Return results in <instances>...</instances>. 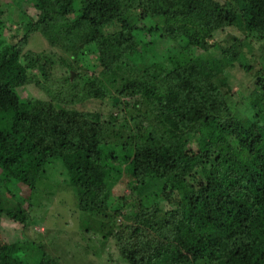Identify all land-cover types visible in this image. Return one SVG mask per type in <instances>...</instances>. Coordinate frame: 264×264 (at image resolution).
<instances>
[{
    "label": "trees",
    "instance_id": "obj_1",
    "mask_svg": "<svg viewBox=\"0 0 264 264\" xmlns=\"http://www.w3.org/2000/svg\"><path fill=\"white\" fill-rule=\"evenodd\" d=\"M51 171L98 264H264V0H0V223Z\"/></svg>",
    "mask_w": 264,
    "mask_h": 264
},
{
    "label": "rangeland",
    "instance_id": "obj_2",
    "mask_svg": "<svg viewBox=\"0 0 264 264\" xmlns=\"http://www.w3.org/2000/svg\"><path fill=\"white\" fill-rule=\"evenodd\" d=\"M3 35H7L5 32ZM34 46H39L40 41L39 39H36L34 41ZM232 74L234 76L242 77L241 72L233 71ZM26 93H23V96H25ZM118 99V98H116ZM119 101V99H118ZM91 106L86 105L85 107H82L81 109L90 111ZM115 172V178L116 182H118L119 185H117L114 188V192H118L119 190L124 191L125 193L130 192L129 189L125 188L126 176L124 175V166H116L114 168ZM2 174V173H1ZM113 181V179H111ZM7 182V180H6ZM9 187H12L13 189H16L20 187V197H28L30 195V189L23 187L19 183H12L10 182ZM16 187V188H15ZM37 192H34V198L33 203L37 206H32L30 209V216H31V223L30 225L23 231V226L17 223H11L9 219L6 217L3 218L1 223L4 222V229L0 232V241H15L17 239V236L20 234H24L23 238L27 237L30 239H36L39 240L37 243L41 245L43 249L45 247L47 248L46 251H48L51 255H58L62 257L65 264H81L82 261L91 264H98L94 256L85 255V247L86 243L82 240L81 237V229H77L78 223L70 220L69 218H62V216H59V211L56 208V205L59 203H64L65 200L68 198L65 197V192L70 191L66 188V184H63V180L61 179L60 173H54L51 171L47 176L44 177V179L38 181L37 184ZM44 191H47L46 193ZM49 191L53 192L50 193ZM58 192H61L62 197H64L61 200V197L58 196ZM56 193V194H55ZM68 196V195H66ZM72 197V195L70 196ZM43 204V205H42ZM41 205V206H39ZM48 205L51 208V211L44 210L43 207ZM68 208H65V210ZM61 210L66 213L68 210ZM55 216H59V223L52 224L53 219ZM48 219V222H47ZM71 221L70 222H68ZM67 221V223H66ZM38 222L39 224H36ZM42 224H41V223ZM44 222V223H43ZM0 223V224H1ZM47 223V224H45ZM7 225V226H6ZM50 228L49 230H46L45 228ZM80 227V224H79ZM3 228V227H2ZM59 229V230H58ZM11 232V235L9 232ZM22 231V232H21ZM21 232V233H20ZM34 233L37 236H34ZM90 256V257H89ZM74 257V261L73 260Z\"/></svg>",
    "mask_w": 264,
    "mask_h": 264
},
{
    "label": "clouds",
    "instance_id": "obj_3",
    "mask_svg": "<svg viewBox=\"0 0 264 264\" xmlns=\"http://www.w3.org/2000/svg\"><path fill=\"white\" fill-rule=\"evenodd\" d=\"M116 102H119L118 99H116ZM34 206H35V205H33V207H34Z\"/></svg>",
    "mask_w": 264,
    "mask_h": 264
},
{
    "label": "water",
    "instance_id": "obj_4",
    "mask_svg": "<svg viewBox=\"0 0 264 264\" xmlns=\"http://www.w3.org/2000/svg\"><path fill=\"white\" fill-rule=\"evenodd\" d=\"M74 76V74H72ZM73 76H72V79H73Z\"/></svg>",
    "mask_w": 264,
    "mask_h": 264
}]
</instances>
